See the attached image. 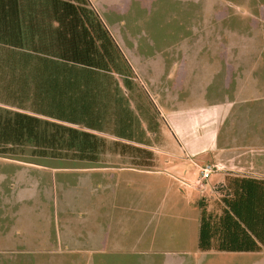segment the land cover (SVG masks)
Masks as SVG:
<instances>
[{
    "label": "trees",
    "instance_id": "16d2710c",
    "mask_svg": "<svg viewBox=\"0 0 264 264\" xmlns=\"http://www.w3.org/2000/svg\"><path fill=\"white\" fill-rule=\"evenodd\" d=\"M49 1L44 16L30 8L25 18L18 0H0V157L25 161L28 151L92 168L112 148L143 155L150 162L130 168L151 170L144 137L155 130L131 108L130 64L89 0ZM145 101L151 119L158 111ZM216 192L212 209L197 204V250L264 251V181L231 178Z\"/></svg>",
    "mask_w": 264,
    "mask_h": 264
},
{
    "label": "rangeland",
    "instance_id": "374dc122",
    "mask_svg": "<svg viewBox=\"0 0 264 264\" xmlns=\"http://www.w3.org/2000/svg\"><path fill=\"white\" fill-rule=\"evenodd\" d=\"M260 4H264V0H163L156 2L148 18L143 19L144 23L124 25V31L130 40L135 35H141L142 38L148 35L147 42L151 49L162 51L168 63L178 60L184 52L187 63L180 73H185L180 75L176 72L172 79L183 82L186 81L184 76L188 74V80L193 79L200 86L207 84L216 60H221L222 72H225V64L226 67L227 64H234L227 57L230 30L253 35L254 39L248 42L249 48L253 51L259 50L256 56L258 58L254 59L263 61L264 64V19L261 18L263 11ZM218 5L224 11L227 10V17L216 22L213 21V10ZM251 20L259 22V26H255L258 27L257 30L251 25ZM112 33L119 39L121 34L115 30ZM183 38L189 39L191 45H184L178 50L175 46ZM132 42L134 41L131 40L130 43ZM241 47L238 43L237 48L242 49ZM218 51L221 53L218 54ZM237 70L238 68L231 72L232 80L238 75ZM134 82L135 88L128 92V96L131 99V108L142 120V127L149 125L155 130L146 133L144 137L148 150L152 152L155 167V150L164 149L168 145L162 132L163 120L156 111V114L151 111V119H148L145 97L150 98V90L137 77ZM165 85L160 84L161 92L165 91ZM212 90L211 86L208 92ZM152 91L158 92L157 89ZM139 107L141 109L138 110ZM154 108L157 110L155 105ZM210 115L211 112H207L200 118L206 116L208 119ZM189 117L191 120H198L196 115ZM166 120L182 139H188L183 137L185 130L180 126L179 116L168 115ZM205 123L202 130H206V137L209 138L207 130L211 122L206 120ZM165 129L168 130L166 126ZM105 137L109 138L108 135ZM204 144V147L208 146L207 142L202 145ZM20 159L34 164L29 165L30 169L24 177L16 176L15 181L13 180L19 186L14 195L15 203L9 198L12 191L0 188L2 229L10 225L16 211V219L9 228L7 237H0V264H201L194 254L199 252L197 237L193 248L181 250L170 245L171 243H159L155 240V234L146 233L143 226H116L114 215L117 212L136 215L137 209H151L152 200L148 199V194L153 176L129 170L115 171L111 175L106 172L94 173L83 168L92 165L52 159L40 161L30 157L28 151ZM132 162L145 164L150 161L139 153L120 155L110 148L101 162L93 167L130 168ZM70 165L82 168L74 169ZM42 166L46 168L45 172L40 170ZM125 194L141 195V204L118 202L116 196ZM104 195L108 196L107 201H103ZM98 237L100 240H97ZM102 238L109 241L101 247ZM174 238L172 234L171 239ZM203 264L218 263L210 256Z\"/></svg>",
    "mask_w": 264,
    "mask_h": 264
},
{
    "label": "crops",
    "instance_id": "0c3cea01",
    "mask_svg": "<svg viewBox=\"0 0 264 264\" xmlns=\"http://www.w3.org/2000/svg\"><path fill=\"white\" fill-rule=\"evenodd\" d=\"M158 1L163 0H89L130 64L138 81L150 90L149 96L163 120L162 132L168 145L164 149L155 150L157 162L155 167L148 171L129 167H92L86 171L106 172L111 175L115 171L129 170L153 176L148 194V199L152 200L151 209H137L136 215L117 212L114 215L116 226L118 228L125 224L137 228L143 226L146 233L155 234V240L159 243H171L170 245L175 248L187 250L194 247L197 237L199 212L196 207L201 199L208 201L209 209H212L214 202L220 198V193L216 192L218 186L226 184L229 179L247 178L264 181V64L263 61L254 59V57L258 58L256 56L259 50L253 51L249 48L248 42L254 39V36L230 30L228 33L230 48L227 57L234 64H227V67L225 64V72L221 71V60H216L213 64L214 70L205 85L198 86L197 81L188 80V74L184 76L186 81L183 82L172 79L176 72L180 75L185 73V71L182 74L180 72L186 67L187 58L183 56L186 54L179 51L183 55L180 54L178 60L168 63L162 51L157 48L151 49L147 42L148 35L145 36L146 38L135 35L131 39L134 42L130 43L131 40L124 31V25L144 23L143 19L148 18ZM18 3L25 18H28L27 12L30 8L43 11L44 16L50 1L18 0ZM259 6L264 13V4ZM263 13L262 19H264ZM226 14L227 10L224 11L221 5L214 7L213 21L226 19ZM258 23L252 21L251 25L259 26ZM257 29L258 27H255V30ZM114 30L121 34L119 39L114 37L112 33ZM188 40L180 39V43L175 47L180 50L184 45H191ZM236 42L240 43L242 49L237 48ZM219 53L221 52L218 51ZM237 68L238 75L232 80L231 72L233 73ZM160 84H166L163 87L164 92L160 91ZM211 86L213 90L209 91L210 95L208 90ZM152 89H157L158 92ZM207 112H211L210 118L207 119L206 116L200 118ZM168 115L179 116L181 120L179 125L185 130L183 137L188 139H182L168 125L166 120ZM190 115H196L195 118L198 120H191ZM182 118L185 120L182 121ZM206 120L211 122L207 130L209 138L206 137V130H202V126H206ZM205 142L208 143L207 147H204L206 144L202 145ZM31 164L34 163L0 157V188L12 191L9 198L14 203V195L19 186L15 185L13 180L15 181L16 176L24 177ZM208 166H215L216 170L208 178L202 179L201 170ZM45 169L44 166L40 167L44 172ZM106 197L108 198L104 195L103 201L108 200ZM116 197L118 202L130 204L133 202L141 204L142 200L139 194ZM15 219L16 211L14 219L7 228L2 229L0 226L1 238L7 237ZM7 222L8 219L5 220L6 224ZM172 234L175 236L174 239H171ZM97 240H100V237ZM101 240V247L109 241L103 238ZM194 254L201 264L210 256L218 264H264V251L195 252ZM189 256L185 255V257Z\"/></svg>",
    "mask_w": 264,
    "mask_h": 264
},
{
    "label": "built area",
    "instance_id": "2783aa9c",
    "mask_svg": "<svg viewBox=\"0 0 264 264\" xmlns=\"http://www.w3.org/2000/svg\"><path fill=\"white\" fill-rule=\"evenodd\" d=\"M216 170V167L215 166H208V167H205L201 170V178L202 179H206L209 177V175L214 171Z\"/></svg>",
    "mask_w": 264,
    "mask_h": 264
}]
</instances>
